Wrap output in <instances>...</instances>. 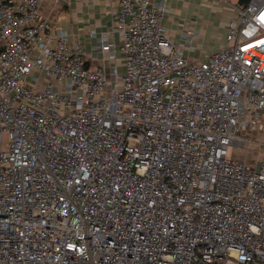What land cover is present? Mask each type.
<instances>
[{"label": "built area", "instance_id": "2783aa9c", "mask_svg": "<svg viewBox=\"0 0 264 264\" xmlns=\"http://www.w3.org/2000/svg\"><path fill=\"white\" fill-rule=\"evenodd\" d=\"M41 1L0 0V264H264V0L198 60L120 0L112 76Z\"/></svg>", "mask_w": 264, "mask_h": 264}, {"label": "crops", "instance_id": "0c3cea01", "mask_svg": "<svg viewBox=\"0 0 264 264\" xmlns=\"http://www.w3.org/2000/svg\"><path fill=\"white\" fill-rule=\"evenodd\" d=\"M119 1L42 0L41 11L67 32L69 41L81 44L90 64L104 67L112 76L114 68L119 72L125 71L123 52L120 50L122 40L113 30L114 13L119 9ZM245 1L166 0L168 11L162 24L173 42L186 48V57L202 59L226 41L228 24ZM104 42L113 43L115 57L99 48ZM248 144L252 147H247L251 151L253 148L256 151L261 149L259 147L264 144V113L259 128L250 134ZM259 154L262 152L259 151Z\"/></svg>", "mask_w": 264, "mask_h": 264}, {"label": "rangeland", "instance_id": "374dc122", "mask_svg": "<svg viewBox=\"0 0 264 264\" xmlns=\"http://www.w3.org/2000/svg\"><path fill=\"white\" fill-rule=\"evenodd\" d=\"M259 140V139H258ZM252 148L250 144L246 145L245 148H233L232 152L234 155L247 159L249 161H253L254 164L257 163V160L260 158L259 151L257 149L253 148V151H251L249 148ZM226 264H232L230 261H228Z\"/></svg>", "mask_w": 264, "mask_h": 264}, {"label": "water", "instance_id": "95a60500", "mask_svg": "<svg viewBox=\"0 0 264 264\" xmlns=\"http://www.w3.org/2000/svg\"><path fill=\"white\" fill-rule=\"evenodd\" d=\"M249 1H250V0H246L245 3L240 4L239 7H240V8H244V7H246V6L248 5Z\"/></svg>", "mask_w": 264, "mask_h": 264}]
</instances>
